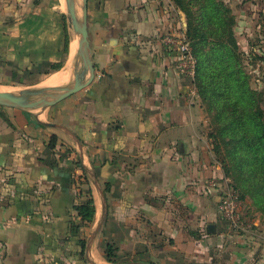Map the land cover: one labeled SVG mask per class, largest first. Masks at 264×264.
<instances>
[{
  "label": "crops",
  "instance_id": "obj_1",
  "mask_svg": "<svg viewBox=\"0 0 264 264\" xmlns=\"http://www.w3.org/2000/svg\"><path fill=\"white\" fill-rule=\"evenodd\" d=\"M63 3L0 0V90L70 80L46 84L76 63ZM169 3L88 0L94 79L45 109L0 105V264H264L262 214L244 201L237 231L219 213L209 182L229 177L162 41L183 31Z\"/></svg>",
  "mask_w": 264,
  "mask_h": 264
},
{
  "label": "trees",
  "instance_id": "obj_2",
  "mask_svg": "<svg viewBox=\"0 0 264 264\" xmlns=\"http://www.w3.org/2000/svg\"><path fill=\"white\" fill-rule=\"evenodd\" d=\"M173 1L187 15L186 38L197 60L195 85L212 115L209 136L215 156L243 202L250 196L251 206L264 214L263 92L254 89L244 69L235 17L224 0ZM76 210L82 220H92V199ZM106 253L114 260L111 245Z\"/></svg>",
  "mask_w": 264,
  "mask_h": 264
},
{
  "label": "water",
  "instance_id": "obj_3",
  "mask_svg": "<svg viewBox=\"0 0 264 264\" xmlns=\"http://www.w3.org/2000/svg\"><path fill=\"white\" fill-rule=\"evenodd\" d=\"M67 17L77 36L76 67L72 78L62 85L43 86L21 91L0 90V105L24 110L45 109L86 87L95 76L88 29V0H80L81 13H78L77 0H65ZM183 32L187 33L188 24L182 15ZM69 84V82H71ZM211 227V225H210Z\"/></svg>",
  "mask_w": 264,
  "mask_h": 264
},
{
  "label": "rangeland",
  "instance_id": "obj_4",
  "mask_svg": "<svg viewBox=\"0 0 264 264\" xmlns=\"http://www.w3.org/2000/svg\"><path fill=\"white\" fill-rule=\"evenodd\" d=\"M64 1V0H63ZM78 1V13H81L80 0ZM226 6L231 9L232 15L235 17V30L236 37L239 41L242 51L245 52V67L244 69L251 75V84L254 89L262 91L263 101L261 107L264 109V0H224ZM171 6V13L175 18L179 19L182 15L185 17L187 24V15L185 11L179 8L173 0H169ZM65 11L67 13L66 2L63 3ZM71 27L72 40L77 41V36L73 32ZM74 44V43H73ZM69 63V62H68ZM68 65V64H67ZM66 65V66H67ZM65 66V67H66ZM60 72L54 74L59 75ZM51 76L49 80H52ZM48 82V81H47ZM46 82V84H47ZM69 82V84H71ZM37 88L42 85L36 86ZM32 89V88H30ZM206 109V108H205ZM207 119H209L210 131L213 128L212 115L207 113ZM249 196V195H248ZM249 203L251 202L250 196L247 198ZM254 206V205H252ZM259 211V210H258ZM264 218L262 211H259Z\"/></svg>",
  "mask_w": 264,
  "mask_h": 264
},
{
  "label": "built area",
  "instance_id": "obj_5",
  "mask_svg": "<svg viewBox=\"0 0 264 264\" xmlns=\"http://www.w3.org/2000/svg\"><path fill=\"white\" fill-rule=\"evenodd\" d=\"M162 41L167 47L176 51L179 72L194 79L197 60L186 38V34L183 31L167 33L162 37ZM227 181L230 182V178H227ZM209 185L220 189L219 213L222 218L229 222L232 229L237 231L251 230L252 223L243 216V200L237 191L229 185L224 187L216 181H210Z\"/></svg>",
  "mask_w": 264,
  "mask_h": 264
},
{
  "label": "bare ground",
  "instance_id": "obj_6",
  "mask_svg": "<svg viewBox=\"0 0 264 264\" xmlns=\"http://www.w3.org/2000/svg\"><path fill=\"white\" fill-rule=\"evenodd\" d=\"M65 2L66 1L64 0V3ZM74 47L76 48V50L78 49L77 42H74ZM71 62H72V59L69 61L68 65L62 71H60L59 75H54V77H52V80H48L47 84L65 83L69 79H71L72 76H73L75 67H76V63L74 64V63H71Z\"/></svg>",
  "mask_w": 264,
  "mask_h": 264
}]
</instances>
